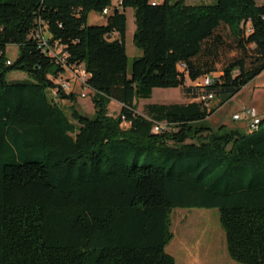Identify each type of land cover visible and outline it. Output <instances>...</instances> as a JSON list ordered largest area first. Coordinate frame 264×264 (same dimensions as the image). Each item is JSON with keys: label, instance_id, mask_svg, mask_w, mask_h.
<instances>
[{"label": "trees", "instance_id": "trees-1", "mask_svg": "<svg viewBox=\"0 0 264 264\" xmlns=\"http://www.w3.org/2000/svg\"><path fill=\"white\" fill-rule=\"evenodd\" d=\"M112 1L0 0V264H175L165 248L177 209L217 210L228 257L264 264V119L246 134L204 126L207 102L135 112L155 89L232 100L264 71V4ZM127 9L142 54L130 77ZM91 13L105 24L89 26ZM77 66L92 119L57 84ZM13 71L32 84L8 83Z\"/></svg>", "mask_w": 264, "mask_h": 264}, {"label": "rangeland", "instance_id": "rangeland-1", "mask_svg": "<svg viewBox=\"0 0 264 264\" xmlns=\"http://www.w3.org/2000/svg\"><path fill=\"white\" fill-rule=\"evenodd\" d=\"M118 0L112 1V7H118ZM164 0H151L152 3L161 4ZM171 3H175L178 0H169ZM189 5H200V4H214L216 0H185ZM264 0H258L257 5L261 6ZM125 16L127 20L126 34H125V47L126 55L128 58V68L127 74L130 77L131 66L134 59L141 57V52L134 46L132 39L135 32L134 23V12L132 9H127L125 11ZM105 22L103 17L91 13L88 17L89 26H100ZM19 55V49L17 46H8L6 50V60L13 64ZM234 54L231 55V57ZM252 84L246 86L239 94H237L229 102L220 105V101L213 99L207 103V108L215 109L216 112L207 119L203 125L217 129L220 126H226L230 129H239L246 134H250L246 123L244 122H234L232 116L240 113L241 107L255 106L258 109V118L260 120L264 119V71L257 77ZM8 83H19V84H32V81L22 72H9L6 76ZM61 82L68 85V90L66 92L73 93L77 97L76 109L78 112L92 119L94 116V109L91 101V92L88 90H83L79 83L72 78L69 70L59 79ZM187 86H204V81L200 79L197 83L187 82ZM252 91L255 93L253 94ZM261 92V93H260ZM84 94L85 97L82 98L81 95ZM47 97L52 98V94L47 92ZM191 102H198V99L193 100L192 97L184 96L179 89H155L153 91L150 100H137L136 110L139 112L143 109L144 105H182ZM61 107L70 114L68 110L69 104L62 103ZM250 109V107H247ZM109 115L116 117L118 115V106L115 102H110L108 106ZM144 113V112H143ZM125 127V126H123ZM261 127H257L256 131L259 132ZM171 232L173 234V239L169 245L165 248L166 254L172 256L175 259L176 264H181V251L183 244L186 243L187 248L196 253L200 251L201 253L210 252L211 254L219 255V262L237 264L233 262L227 255L225 235L219 225V215L217 210H205V209H177L171 213ZM219 239L220 247L216 250H210L212 242ZM224 240V243H223ZM224 244V254H222V247ZM219 252V254H218Z\"/></svg>", "mask_w": 264, "mask_h": 264}, {"label": "built area", "instance_id": "built-area-1", "mask_svg": "<svg viewBox=\"0 0 264 264\" xmlns=\"http://www.w3.org/2000/svg\"><path fill=\"white\" fill-rule=\"evenodd\" d=\"M152 5H155V3H152ZM109 14V10H104L103 11V16H106ZM43 46H46V43L43 42ZM60 54V50L58 49L57 52L52 53L50 52V55L54 58L59 57L58 55ZM61 58V57H60ZM59 58V59H60ZM61 63H63V60L60 59ZM71 73L72 78L76 80L77 83L83 88V90H88L86 88V79L88 78L87 74L85 73L83 66H77L72 69H68ZM214 78L217 76H213ZM204 81V86H208L212 82V78L206 77L203 79ZM59 86L62 87L65 91L68 90V85L66 83H63L61 81L57 82ZM89 91V90H88ZM56 95V91L53 92V96ZM82 98L85 97L84 94L81 95ZM213 99L212 95H207V96H202L198 99V102H203V103H209ZM232 120L234 122H244L246 123V126L249 131H253L256 129V127L259 126L260 124V119L258 118V114L256 111L252 108H243L241 109L240 113L235 114L232 116ZM169 130V126L166 123H161V124H155L153 128L154 133L162 132V131H167Z\"/></svg>", "mask_w": 264, "mask_h": 264}, {"label": "crops", "instance_id": "crops-1", "mask_svg": "<svg viewBox=\"0 0 264 264\" xmlns=\"http://www.w3.org/2000/svg\"><path fill=\"white\" fill-rule=\"evenodd\" d=\"M118 2V4L120 3V0H118L117 1ZM264 3H262L261 5H263ZM106 21V20H105ZM105 24V22L102 24V25H104ZM258 78H256V79H254L251 83H249V84H252L253 82H255V80H257ZM248 84V85H249ZM247 85V86H248ZM154 91V90H153ZM252 93L254 94L255 92L254 91H252ZM261 93V92H260ZM152 94H153V92H152ZM151 97H152V95H151ZM151 99V98H150ZM150 99H148V100H150ZM116 103V102H115ZM117 104V106H118V113H119V111H120V109H121V105L120 104H118V103H116ZM148 105H150V104H148ZM148 105H144L143 106V109L141 110V111H135L137 114H139V115H144V108L146 107V106H148ZM247 107H250V108H252V109H254L257 113H258V109H257V107H255V106H247V105H245V106H243V107H241V109H243V108H247ZM213 244H212V246L210 247V250L212 251H214V250H216V249H219V247H220V241H219V239H217L216 241H213L212 242ZM223 243H224V240H223ZM224 244H223V247H222V254H224ZM218 254H219V252H218ZM212 256H210V252H206V253H201L200 251H198V252H196V253H193V252H191L188 248H187V245H186V243L185 244H183V246H182V251H181V261H182V263L181 264H229V263H224V262H219V255H213V254H211ZM175 264H176V262H175Z\"/></svg>", "mask_w": 264, "mask_h": 264}]
</instances>
